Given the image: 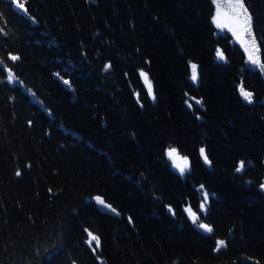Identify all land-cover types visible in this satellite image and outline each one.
Listing matches in <instances>:
<instances>
[{"label":"trees","instance_id":"16d2710c","mask_svg":"<svg viewBox=\"0 0 264 264\" xmlns=\"http://www.w3.org/2000/svg\"><path fill=\"white\" fill-rule=\"evenodd\" d=\"M24 3L0 0V264H264V72L215 31L213 0ZM245 3L264 62V0ZM170 146L189 158L184 176ZM201 184L212 233L184 212Z\"/></svg>","mask_w":264,"mask_h":264},{"label":"snow or ice","instance_id":"6c2138e0","mask_svg":"<svg viewBox=\"0 0 264 264\" xmlns=\"http://www.w3.org/2000/svg\"><path fill=\"white\" fill-rule=\"evenodd\" d=\"M11 3L16 7V9L22 11L23 13H27V8L25 6L24 0H11ZM214 3L216 4V15L213 16V22L216 24V27L219 29H223L224 27H229V30L233 32L235 36H237L238 39L241 38V35L243 37H246V40H242V43L245 44V51L248 52V62L259 67L262 72H264V62H261L260 57L258 55L259 53V47L256 42V37L253 33V16L248 11V5H246L245 0H214ZM226 8L227 11L223 13L222 16V9ZM0 19H3V17H0ZM227 20L229 23H224L222 20ZM234 25V26H230ZM0 33L6 34L5 30L3 28H0ZM250 45V47H249ZM216 58L220 61H225L226 57L224 54V51L217 48L216 50ZM8 60L12 62H16L20 59L18 55H14L11 52L8 53ZM0 63H3V61H0ZM112 65L111 63H106L104 65V71L107 72L111 69ZM191 80L193 83H196L199 79L198 76V65L196 63H191ZM7 80L8 83L15 82V77L12 72L11 68H7ZM57 76L60 74L57 73ZM140 77L143 79L144 84L147 89L148 95L155 100V94L153 90L152 81L149 78V75L147 72L141 70L140 71ZM62 79V77H61ZM63 83L65 85H70L69 80H63ZM33 95H35L33 93ZM239 95L241 98L247 102L248 104L254 103V94L251 91L246 90L243 83L239 86ZM195 100L196 104H202V100H196L195 98H192ZM137 102L139 103V93H137ZM190 108L192 107V104L189 103L188 105ZM200 118L199 116L197 117ZM200 157L202 158L203 162L206 165L211 166L212 161L209 159V154L206 151L204 147H201L199 149ZM166 155L171 160L172 166L174 169H176L181 176H184L186 173L190 171V162L189 158L187 156H181L177 150L176 147H169L166 151ZM246 167V162L240 161L238 166L235 168L236 172H242ZM17 176L21 175V172L17 170L15 173ZM259 188L264 191V183H261L259 185ZM198 191L201 193L202 199L199 204V207L197 210H193V207L191 205H188L184 208V212L188 216V218L191 220V222L196 225L199 229L203 230L206 233H212L213 227L210 224L204 223L201 219L198 213H206L208 208L209 200L212 196H214V193H209L205 186L201 184L199 186ZM95 201L98 205L103 206L104 208L110 210L113 213H116V209L113 208L110 204L105 203L104 199L101 196H96ZM169 213L175 215V211L172 208L171 205L168 206ZM119 213H117L118 215ZM87 231V230H86ZM95 242V248L98 249L100 247V237L93 234L91 231H88V240L86 243L89 244L90 247H92V243ZM226 246L225 240H217L216 241V248L214 251H220L223 247ZM95 250V249H94Z\"/></svg>","mask_w":264,"mask_h":264},{"label":"rangeland","instance_id":"374dc122","mask_svg":"<svg viewBox=\"0 0 264 264\" xmlns=\"http://www.w3.org/2000/svg\"><path fill=\"white\" fill-rule=\"evenodd\" d=\"M213 2H214V0H213ZM213 5H214V6H213V14H212V16H211L210 22H211V24L213 25L215 31H216V32H226V33H228L229 36H230V42L233 43V44H235V45H237V46L242 50V52H243V54H244V60H245V63L248 64L249 67H251L252 69L260 70L259 67H257V66H255V65H253V64H251V63L248 62V52L245 51V44L242 43V40H246V39H247L246 37H243V35H241V38L238 39L237 36H235V35L233 34V32L229 30V27H224L223 29H219V28L216 27V24L213 22V16L216 15V11H217V9H216V4L214 3ZM226 11H227L226 8H223V9H222V16H223V13L226 12ZM222 22H224V23H229L226 19H225V20H222ZM230 26H234V25H230ZM249 47H250V45H249ZM190 77H191V75H190ZM6 79H7V78H6ZM190 79H191V78H190ZM142 80H143V79H142ZM143 82H144V81H143Z\"/></svg>","mask_w":264,"mask_h":264},{"label":"water","instance_id":"95a60500","mask_svg":"<svg viewBox=\"0 0 264 264\" xmlns=\"http://www.w3.org/2000/svg\"><path fill=\"white\" fill-rule=\"evenodd\" d=\"M96 196H97V195H95V196H91L88 200H89V201H92L100 211L107 212V213H112V214H113V212H111L110 210H108V209L104 208L103 206L98 205V204L96 203V201H95V199H94Z\"/></svg>","mask_w":264,"mask_h":264}]
</instances>
